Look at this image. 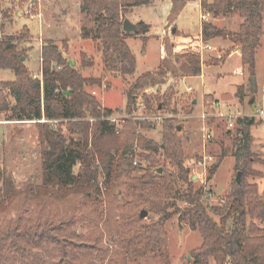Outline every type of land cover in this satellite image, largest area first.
I'll return each mask as SVG.
<instances>
[{"label":"trees","instance_id":"1","mask_svg":"<svg viewBox=\"0 0 264 264\" xmlns=\"http://www.w3.org/2000/svg\"><path fill=\"white\" fill-rule=\"evenodd\" d=\"M161 1L169 2L166 18L174 22L185 4L193 0ZM155 2L157 0H81V10L94 23L91 27L83 26L81 36L96 43L104 73L134 74L136 57L125 41L128 32L122 29V20L130 8ZM200 7L204 13L213 15L236 8L242 18L238 30L228 31L203 20L201 32H184L177 41L163 37L165 56L156 72L141 73L126 90L127 113H132L135 108L137 90L158 83L167 73L174 76L179 72L200 74V45L217 36L228 37L232 48L238 47L242 66L246 67L252 81L256 50L263 34L264 0H200ZM6 14L0 4V29L3 27L1 18ZM136 24L135 33H147V23L138 21ZM172 35L178 37L177 32ZM61 42V45L53 39L43 42L40 67L38 73H33L21 59L22 51L13 38L0 35V69H12L15 74L13 80H0V111L9 112L7 119L35 120L42 146V180L39 184L16 189L0 167V213L23 207L42 213L37 219L25 220L17 216L1 225L0 248L13 246L23 250L48 242L49 237H54L51 230L56 227L61 230L63 223L53 225L45 211L52 207L59 209V205L65 207L78 197L93 214L94 224L101 222L106 229L122 227L118 246L110 252L106 264H129L130 254L143 257L152 252H157L158 264H170L165 221L173 213H179V219H187L202 237L201 244L191 251L193 264H264V227L257 223L264 221V188L259 191L256 182L247 181L249 175L260 174L250 166L254 156L250 133L253 118H236L241 143L236 149L235 170L236 173L240 171V180L234 178L225 197L218 204L209 205L206 191L195 187L190 169L184 163L177 126L169 123L168 118L164 120L163 145L138 133L137 121L130 118H126L117 131L115 123L107 118L112 109L103 106L87 89L89 85L101 84L104 73L82 75L64 55L66 41ZM177 52H181L183 60L172 58ZM224 58V55L219 56L216 63ZM92 64L93 59L81 53V66ZM238 95L242 97V92ZM169 97L167 92L163 95L153 91L144 93V108L156 109ZM140 122L142 126L152 125L146 120ZM135 141L139 147L150 151L163 148L164 157L176 164L178 171L175 173L163 166L159 172L158 166L152 164L143 168L133 165L128 154ZM106 142L111 143L110 147L105 148ZM144 155L153 160L150 155ZM138 168L141 172L134 174ZM215 169L216 165L211 172ZM179 180L186 184L182 193L176 187ZM177 197L189 205L178 208L173 201ZM170 208L174 210L169 211ZM141 209L159 216L146 221L139 215ZM21 240L25 246L20 247ZM54 241L60 243L56 237ZM61 245L66 255L76 248H94L93 243L72 239ZM26 264L47 263L34 256L26 260Z\"/></svg>","mask_w":264,"mask_h":264},{"label":"rangeland","instance_id":"2","mask_svg":"<svg viewBox=\"0 0 264 264\" xmlns=\"http://www.w3.org/2000/svg\"><path fill=\"white\" fill-rule=\"evenodd\" d=\"M196 1H190L174 22H169L166 16H162V9L166 6L162 4L163 2L160 3L161 0H157L155 4L158 8L149 6L142 10L136 9L134 12V8H130L124 14V17H128L134 23L144 21L149 25L144 35L133 31L128 32L125 38L136 57L133 75L103 72L101 52L97 49L96 43L81 36L83 26L91 27L94 24L90 16L81 10V0H0L2 8L7 12L6 17L1 18L3 27L0 29V35L13 38L18 49L22 51L24 63L33 73H38L40 67V48L43 42L53 39L61 45V41L65 40L67 46L64 55L82 75L100 76L104 73L105 77L101 84L89 85L87 89L103 106L112 109L107 118L115 123L117 131L122 128L124 120L130 118L137 121L138 133L163 145L162 124L168 118L169 123L177 126L184 163L190 169L195 187L204 188L207 194L206 201L209 205H215L229 192L236 176L235 154L241 143V135L237 132V117L253 118L250 133L254 156L250 166L260 174L249 175L247 181L256 182L259 191L264 187V114H256L257 109L262 108L264 111V12L263 34L256 50L252 81L249 80L246 67L242 68L239 54H230L238 47L232 48V42L228 37L217 36L208 40L212 48L199 49L203 76L197 74L183 78L181 72L176 76L167 73L158 83L139 88L133 112L129 114L125 111L126 90L135 78L146 71L156 72L162 63L165 56L163 37L168 36L170 40L177 41L184 32L197 33L203 20L211 21L217 27L228 31L238 30L242 18L236 8L224 14L213 15L204 13L200 7V0ZM173 32H177L178 37L172 35ZM81 53L93 59L91 66H81ZM181 55V52H177L172 58L181 61L183 60ZM218 55H224L225 58L216 63ZM236 69L242 70V73H235ZM14 78L12 69H0V80ZM189 85L192 90L187 89ZM150 91L160 95L167 92L170 97L162 100L156 109L146 110L143 105V94ZM240 91L242 97L238 95ZM195 97L197 100L193 102ZM203 112L206 113L205 118L202 116ZM237 113H239L237 116L229 119L228 114ZM8 115V111H0V167L16 189L39 184L42 180V146L35 120L7 119ZM142 120L149 121L152 125L142 126L140 122ZM229 120L232 121V126H229ZM206 131L211 135L208 139L205 138ZM110 145L111 143L106 142L105 148ZM144 154L150 155L153 160ZM128 155L133 165L138 164L142 168L152 164L161 168L164 166L175 173L178 171L177 165L164 157L163 148L150 151L139 147L135 141ZM214 165L216 169L211 172ZM77 169L78 164L75 171ZM140 172L141 169L138 168L134 174ZM99 180L102 185V178L99 177ZM176 187L179 193L186 190V184L181 180L177 182ZM209 192L213 194L209 195ZM80 201V198L75 197L71 204L68 203L65 207L59 205L60 210L56 207L48 208L45 213L52 219V224L57 226L63 223L62 229L56 227L55 230H51L54 237H49L48 242H40L38 246H28L23 250L13 246L1 247L0 264H26V260L34 256L40 257L47 264H106L110 252L118 246V236L122 227L120 225L117 229L114 227L106 229L101 222L94 224L93 214ZM173 201L180 209L189 205L180 197L173 198ZM101 208L102 206L99 210ZM173 210L174 208L169 209ZM41 215L39 211L32 212V208L26 207L1 212L0 226L6 221L16 219L17 216L26 220L31 217L37 219ZM158 216L157 213L148 212L144 219L155 220ZM257 223L264 227L263 221ZM165 230L170 264H193L191 251L202 242L198 229L191 227L187 219H179V213H173L165 221ZM71 234L77 237L72 238ZM62 236L64 239H60ZM55 237L60 240L59 244L55 243ZM69 239L93 243L94 248H76L71 254L66 255L61 244ZM19 245L25 246L24 241L21 240ZM158 263L157 252L143 257L129 255V264Z\"/></svg>","mask_w":264,"mask_h":264},{"label":"water","instance_id":"3","mask_svg":"<svg viewBox=\"0 0 264 264\" xmlns=\"http://www.w3.org/2000/svg\"><path fill=\"white\" fill-rule=\"evenodd\" d=\"M122 29L124 31H127V32H133V31H136L137 30V24L134 23L133 21H131L128 17H124L123 20H122ZM172 30L174 31L175 30V27H173ZM21 59L24 60V56H22ZM253 78H252V80H253ZM195 101H196V98L193 99V102H195ZM178 128H179V126H178ZM156 170L159 171V172H161L162 171V168L161 167H157ZM235 180L236 181H239L240 180V171H237L236 176H235ZM147 213L148 212H147L146 209H141L140 212H139V215L141 217H146L147 216Z\"/></svg>","mask_w":264,"mask_h":264},{"label":"crops","instance_id":"4","mask_svg":"<svg viewBox=\"0 0 264 264\" xmlns=\"http://www.w3.org/2000/svg\"><path fill=\"white\" fill-rule=\"evenodd\" d=\"M194 1H196V0H194ZM190 1H188L186 4H185V6H187V4L189 3ZM196 2H198V1H196ZM157 2H155V4H156ZM160 3H162V1L160 2ZM155 4H153V5H148V6H139V7H134V9H133V12L134 11H136V9H140V10H142V9H146V8H148L149 6H154V8H158V6L157 5H155ZM163 5L165 4V9L163 8L162 9V12H161V14H162V16H166V13L168 12V8H169V2L168 1H165V2H163L162 3ZM198 4V3H197ZM184 6V7H185ZM184 7H183V9H184ZM166 12V13H165ZM178 20V19H177ZM179 23V22H178ZM198 32H201V27H199V29L197 30ZM211 45V44H210ZM211 48H212V46H211ZM232 53H237V54H239V56H240V51H239V49L238 48H235V49H233L232 51H231V53L230 54H232ZM218 56H220V55H218ZM241 59V58H240ZM223 63V62H222ZM221 63V64H222ZM210 66H212V65H210ZM210 66H208V67H210ZM242 68H243V66H242ZM237 70V69H236ZM199 75H201V76H203L204 75V73L202 72V67H201V73L199 74ZM190 76H195V75H184V77L183 78H186V77H190ZM190 86V85H189ZM215 93V92H214ZM216 94V93H215ZM196 98V97H195ZM196 100H197V98H196ZM264 188V187H263ZM262 188V189H263Z\"/></svg>","mask_w":264,"mask_h":264},{"label":"built area","instance_id":"5","mask_svg":"<svg viewBox=\"0 0 264 264\" xmlns=\"http://www.w3.org/2000/svg\"><path fill=\"white\" fill-rule=\"evenodd\" d=\"M211 48V45L208 43V42H206V43H201V45H200V49H202V48ZM234 72L235 73H238V74H241L242 73V70H234ZM187 89L188 90H192V87L191 86H188L187 87ZM239 113H237V114H228V117H229V119H231V118H233L234 116H237ZM256 114H260V115H263L264 114V111H263V109L262 108H260V109H257V113ZM202 116H203V118H205V116H206V113L205 112H203V114H202ZM157 119H159L160 117H156ZM228 124H229V126H232V121L231 120H229V122H228ZM211 137V135H210V133H209V131H206L205 132V138H210ZM213 194V192H209V195H212Z\"/></svg>","mask_w":264,"mask_h":264}]
</instances>
